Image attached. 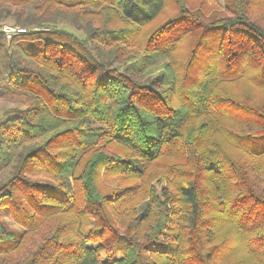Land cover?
Wrapping results in <instances>:
<instances>
[{
	"label": "trees",
	"instance_id": "trees-1",
	"mask_svg": "<svg viewBox=\"0 0 264 264\" xmlns=\"http://www.w3.org/2000/svg\"><path fill=\"white\" fill-rule=\"evenodd\" d=\"M165 2L0 0V24L38 29L0 34V100L15 105L0 119V264H264V109L212 90L250 68L264 87V17L252 19L253 0H226L221 15L174 0L177 12L146 31ZM186 36L180 72L170 55ZM209 114L227 120L223 146L207 143L203 122L182 131ZM160 155L175 157L171 190L143 178ZM102 172L139 177L149 197L126 226L112 215L124 192L106 191ZM55 214L67 220L30 250L2 222L33 232Z\"/></svg>",
	"mask_w": 264,
	"mask_h": 264
},
{
	"label": "rangeland",
	"instance_id": "rangeland-1",
	"mask_svg": "<svg viewBox=\"0 0 264 264\" xmlns=\"http://www.w3.org/2000/svg\"><path fill=\"white\" fill-rule=\"evenodd\" d=\"M180 4L184 6V4L187 6L185 8H191L192 10H201L206 15H221L224 14L226 11L225 5L226 0H185L183 2L181 0ZM254 1V8L252 10V19H255L256 21H261L264 17V0H253ZM177 12V6L174 0H166L164 9L159 16L160 18L155 21L153 24L147 27V30H150L149 28L155 25H159L169 18H171L175 13ZM93 14H95L93 12ZM91 21L95 23H99L101 21V18H99L97 15L92 16ZM257 21V22H258ZM259 23V22H258ZM5 24H11L10 22H6ZM59 27L65 28L69 32H75L77 33V36L80 38L83 37V34L76 30L75 27H72L71 25H65L60 24ZM23 28V27H22ZM191 37V36H190ZM28 40V39H27ZM189 36H186L180 43H176L175 47L173 48V51L170 55V59L173 63V68H178L182 63H184L191 52L190 50V42H188ZM181 72V67H179L178 71ZM247 70V69H246ZM244 70L243 73H241L239 76L235 77L234 79H227L224 82H214L212 86V90L214 92L221 91L222 95L230 96L235 100L242 101L243 103H247L249 105L258 106L262 109H264V87H262L259 84H256L253 79L252 75L256 71L252 68L249 70ZM155 67L152 69V72L150 75L154 74ZM178 72V74L180 73ZM193 74V73H192ZM217 84V85H216ZM216 85V86H215ZM217 90V91H216ZM220 94V93H219ZM15 105L9 102H5L0 100V119H2V114L4 111H6L9 108L14 107ZM224 110L223 108H221ZM222 112V111H221ZM223 117L218 116L216 114H209L205 116H194L191 117L190 121H188L182 130L183 133H187V130L195 129V132L198 133V130H200V123L203 122V128L206 132L207 143L214 142L215 144H221L220 146H223L224 143H226L225 140V126H228V123L226 122ZM234 131H238L237 129H233ZM195 133V134H196ZM245 133V132H242ZM104 143V142H103ZM103 143L99 144L98 146L103 145ZM225 145V144H224ZM54 151L62 152V148H54ZM121 151V150H119ZM175 161V157L172 155H160L158 158L151 160L149 163H147V168L145 170V173L148 174L146 177H143L145 180H148V183H150V186L152 187L153 183H162L165 185V187L169 188L171 190V184H168L167 182H172L170 179V175L168 174V171L166 170L165 166L167 163H172ZM40 170V169H39ZM106 172H102L101 179V185L108 189L106 191L110 190H116L124 192V195L126 193V188L133 187V190H130L126 193L127 201L125 203H120V201L123 199L120 198L118 202L114 204V213H112L114 217V221L116 225L120 228L123 226H126L127 221H129L134 213L141 214V208L138 211L132 212L131 208L132 205H135L136 201L137 204L142 205L143 207L148 206L149 197L145 199L144 195H141V192L137 191V187L139 186L140 180L138 178L129 179L126 182H123L122 179H113L106 177ZM27 177L31 181H47L46 175L44 172H32L27 175ZM55 179L51 180L53 183ZM116 180H119L116 182ZM147 183V182H146ZM170 196L173 194L169 191ZM118 205V206H116ZM111 213V212H110ZM170 216L174 217L173 212L170 213ZM59 218H65L67 220V217L60 214H55L52 216L47 217L44 219V222L41 223V225L37 228V230H34L33 232H29L28 230H25L21 225L16 224L15 222L11 221L10 218H8L6 215H2V222L4 225L9 229L17 233V235L23 239V247L20 246V249L24 250H30L32 249V245L34 244L33 239L39 238L40 235L45 233L46 230L51 229V227L48 228V225L52 222L57 221ZM64 220V221H65ZM44 230V232H43ZM40 231V232H39ZM43 232V233H42ZM178 234L181 235L183 238V231L181 227L179 226L177 229ZM42 233V234H41ZM171 233V231H170ZM71 239L75 238L76 234L74 232L68 234ZM180 235L177 237L179 238ZM185 238V235H184Z\"/></svg>",
	"mask_w": 264,
	"mask_h": 264
},
{
	"label": "built area",
	"instance_id": "built-area-1",
	"mask_svg": "<svg viewBox=\"0 0 264 264\" xmlns=\"http://www.w3.org/2000/svg\"><path fill=\"white\" fill-rule=\"evenodd\" d=\"M32 31H37V28H32V29H26L22 27H18L16 25H11V24H0V34H2L5 38L6 41L11 40L15 36L19 35H24L27 34L28 32Z\"/></svg>",
	"mask_w": 264,
	"mask_h": 264
}]
</instances>
